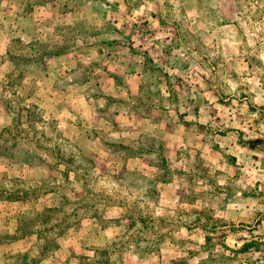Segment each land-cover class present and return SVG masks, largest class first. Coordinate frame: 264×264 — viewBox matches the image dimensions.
<instances>
[{
    "label": "rangeland",
    "instance_id": "rangeland-1",
    "mask_svg": "<svg viewBox=\"0 0 264 264\" xmlns=\"http://www.w3.org/2000/svg\"><path fill=\"white\" fill-rule=\"evenodd\" d=\"M0 264H264V0H0Z\"/></svg>",
    "mask_w": 264,
    "mask_h": 264
}]
</instances>
